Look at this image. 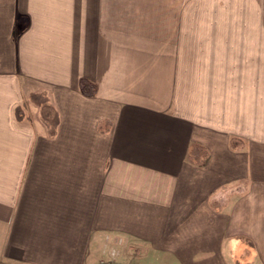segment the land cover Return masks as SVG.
<instances>
[{"label":"crops","instance_id":"1","mask_svg":"<svg viewBox=\"0 0 264 264\" xmlns=\"http://www.w3.org/2000/svg\"><path fill=\"white\" fill-rule=\"evenodd\" d=\"M119 249L264 264V0H0V264Z\"/></svg>","mask_w":264,"mask_h":264},{"label":"rangeland","instance_id":"2","mask_svg":"<svg viewBox=\"0 0 264 264\" xmlns=\"http://www.w3.org/2000/svg\"><path fill=\"white\" fill-rule=\"evenodd\" d=\"M127 247L133 246L136 247V245H127ZM113 257H111L110 259H108L107 254L105 253H98L97 254V264H148L149 261H151L150 257H147L146 255H139V257L134 253L133 257L128 260L125 256H127L128 254H123L119 252L118 250H114V252L112 253ZM122 257L126 258V261H123ZM141 257V258H140Z\"/></svg>","mask_w":264,"mask_h":264},{"label":"trees","instance_id":"3","mask_svg":"<svg viewBox=\"0 0 264 264\" xmlns=\"http://www.w3.org/2000/svg\"><path fill=\"white\" fill-rule=\"evenodd\" d=\"M45 120V123H47V125L49 126V129L51 130V129H54L55 127L53 126V125H55V123L54 122H50L49 120H47L46 118L44 119ZM239 141H237V140H232L231 141V146L232 147H238V145H239ZM190 155H191V157H193L196 161H198V159H200L201 157H204V156H206L207 155V152H206V150L202 147V146H200V145H198V144H193V146L191 147V149H190Z\"/></svg>","mask_w":264,"mask_h":264}]
</instances>
